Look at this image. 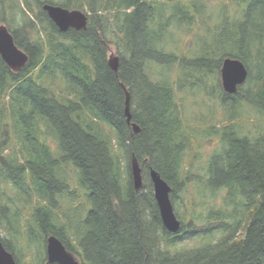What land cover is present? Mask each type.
Wrapping results in <instances>:
<instances>
[{"label": "trees", "instance_id": "trees-1", "mask_svg": "<svg viewBox=\"0 0 264 264\" xmlns=\"http://www.w3.org/2000/svg\"><path fill=\"white\" fill-rule=\"evenodd\" d=\"M199 1L0 0V23L28 56L18 72L0 58V184L17 197L21 190L37 199L22 222L21 212L11 211L0 198V226L9 236L0 242L16 264L24 257L18 239L35 249L32 237L44 249L53 235L68 252H76L56 213L58 199L75 197L68 170L75 171L89 205L73 235L81 264H264V0H218L213 18ZM46 4L81 11L86 28L58 31L43 10ZM19 14L21 23L15 19ZM168 25L175 32L200 28L203 43L199 49L188 45V54L177 55V47L162 49L157 40ZM194 37L197 45L198 32ZM111 47L118 52L116 72L107 62ZM225 58L241 61L247 70L233 95L220 84ZM176 66L173 89L163 79ZM202 72L211 74L215 88L200 78ZM193 86L207 94L214 90L223 114L228 109L241 114L236 109L245 105L263 124L252 136L241 134L235 122L243 114L232 115L221 131L208 126L220 146L207 161L203 190L186 225L178 196L189 183L198 187L200 181L185 154L191 133L174 91ZM133 157L143 179L137 192L130 175ZM151 169L171 188L181 225L177 234L161 223ZM218 197L217 206L209 203ZM213 237L215 243L175 249L185 240ZM37 264H47L46 258Z\"/></svg>", "mask_w": 264, "mask_h": 264}, {"label": "rangeland", "instance_id": "rangeland-1", "mask_svg": "<svg viewBox=\"0 0 264 264\" xmlns=\"http://www.w3.org/2000/svg\"><path fill=\"white\" fill-rule=\"evenodd\" d=\"M22 4L23 0H18ZM218 0H201L199 1V8L201 10H204L208 16H211L212 18L217 14L218 10H215L218 8ZM20 13V12H19ZM210 13H212L210 15ZM2 14V13H1ZM0 14V16H1ZM13 14V13H12ZM6 22L10 24V16L8 13H4ZM18 23L21 19V14L18 15V19L15 18ZM163 22L167 23V17L163 15ZM209 23V20H208ZM213 21L210 22V26H212ZM0 25H5V23H0ZM6 26V25H5ZM7 28V27H6ZM195 28H197L195 26ZM200 29V28H199ZM195 30L194 27L192 30L184 29L180 30L178 32L174 31V26H169L165 28L163 32V37L159 38L157 40V45L161 47L164 50H173L175 47L177 50V55H180L181 53L188 54V45L189 47H192L191 49H194L197 47L199 49L200 45L203 43L202 36L204 35L202 30ZM198 32V39H197V45H196V38L194 37L195 33ZM202 41V42H201ZM117 50L113 47L108 48L107 56H118ZM157 68V72H161V66ZM178 68L177 66L173 68V71L169 72L167 75V80L163 79V81H166L167 84H172V88L175 89L174 80L176 79L175 75L177 74ZM165 72V71H164ZM195 74V73H194ZM198 75V74H195ZM200 78L207 83L208 87L212 85L214 88L216 87L215 80H212L211 82V74L202 72L200 73ZM203 86V84H201ZM210 91V89H209ZM208 91V92H209ZM175 97L177 100V104L179 105V111H181V119L186 124V128L191 133L190 137V145L191 149L186 152V155H189V160L192 159V166H191V174L199 179L200 185L196 187L193 183H189L185 189L184 192L179 194V211L180 215L183 216L185 224L187 225L188 218L190 217V212H192L193 206L192 204L197 202L200 197L198 196V193L203 190L202 184L203 179L206 177V165L209 157L218 151L219 144H218V137L215 136V134L208 132V126H215L217 130L221 131V127L223 125H226V123L233 119L231 116L239 117L241 116L244 118L243 120L235 121L240 126L241 129H239L241 134L252 136L257 131L261 129V125L263 124V121H259V117L256 116L251 110L248 109L245 105L240 106L236 110L239 112H243L241 114H233L234 110L228 109L225 114H223L222 109L220 108L219 102L217 100V96L214 93V90H212L213 93H208L203 90L202 87L196 88L195 86L189 88L185 87L184 90L180 91H174ZM243 114V115H242ZM231 117V118H230ZM228 119V120H227ZM193 130V132H191ZM50 139V138H49ZM48 138H42L43 143L50 144L52 139L49 140ZM53 144V141H52ZM13 147L11 143V148ZM10 148V149H11ZM9 151V150H8ZM185 155V156H186ZM184 156L185 163H189L188 158ZM194 157H197L196 159ZM194 158V159H193ZM66 178L69 180L70 185H72L71 190L73 192V195L75 196L73 199L69 196L62 197V200L58 199V202L56 203V213L59 217V224L62 226L64 231V237L70 238L69 242L71 245L74 246V250L76 252L72 253L75 257L78 258L76 254H78L77 246L74 244L75 238L74 234L77 232V226L80 223V220H82L83 217H85V211L88 209V201L86 198V191H84L83 188L78 186L76 173L75 171L68 170L66 173ZM1 183V182H0ZM6 190L9 192V194H3L2 191ZM18 197L16 195H13V192L6 188L5 185L0 184V198L2 199L1 203L7 207L10 208L11 211H20L22 217L20 216V220L24 222L25 217L28 215V212L30 209L33 208V206L36 204L37 199L35 197L30 196V191L22 192L16 191ZM11 198H13V204L11 205ZM212 199V198H210ZM208 200L212 204L216 203L219 204V197L213 200ZM215 205V204H214ZM198 212H201L200 209H197ZM0 217H3L2 214H0ZM9 237L7 235V232L1 228L0 226V239L6 240V238ZM217 240V237L213 238H197L195 240H185L181 242L179 245L175 247L177 250H191L194 248H198L201 245H205L208 243H215ZM17 247L19 250L22 249V263L21 264H37L40 260H42V257L45 259V246L44 249L42 247V244L39 242L38 244L35 243V240L31 237L30 238V244L37 249V252L34 254V248L30 249L26 244V239H18L17 240ZM173 248H171L170 252H174ZM79 260V259H78Z\"/></svg>", "mask_w": 264, "mask_h": 264}, {"label": "water", "instance_id": "water-1", "mask_svg": "<svg viewBox=\"0 0 264 264\" xmlns=\"http://www.w3.org/2000/svg\"><path fill=\"white\" fill-rule=\"evenodd\" d=\"M43 10L47 17L60 32H66L69 29L81 30L86 28L87 18L79 10H66L59 6L44 5ZM0 58L2 62L12 72H17L28 62L26 53L16 47L13 36L5 25H0ZM109 67L116 72L118 59L116 56L108 57ZM247 79V70L243 63L237 59L225 58L220 67V84L222 90L229 95L237 91V87L244 84ZM127 123L130 124L131 114L129 112L128 95L126 94L125 109ZM134 133L139 132V128L131 124ZM130 175L134 190L137 192L143 186L141 168L137 160L133 157L130 163ZM149 179L152 188L153 198L155 200L161 223L164 229L170 234L180 232V221L174 214L173 205L170 201L171 188L160 175L154 171H149ZM45 258L47 264H80L77 257L68 252L61 241L53 235L46 238ZM0 264H16L12 255L5 250L0 242Z\"/></svg>", "mask_w": 264, "mask_h": 264}, {"label": "flooded vegetation", "instance_id": "flooded-vegetation-1", "mask_svg": "<svg viewBox=\"0 0 264 264\" xmlns=\"http://www.w3.org/2000/svg\"><path fill=\"white\" fill-rule=\"evenodd\" d=\"M81 264V263H80Z\"/></svg>", "mask_w": 264, "mask_h": 264}]
</instances>
